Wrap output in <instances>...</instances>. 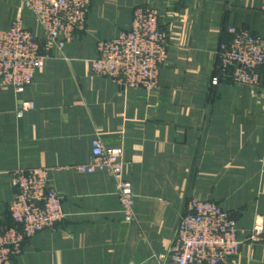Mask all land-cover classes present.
Masks as SVG:
<instances>
[{
  "label": "crops",
  "instance_id": "0c3cea01",
  "mask_svg": "<svg viewBox=\"0 0 264 264\" xmlns=\"http://www.w3.org/2000/svg\"><path fill=\"white\" fill-rule=\"evenodd\" d=\"M138 5L159 9L169 37L156 93L123 89L91 67L98 40L129 28ZM20 8V0H0V30ZM23 12L24 26L41 34ZM231 25L264 35L259 2L92 0L86 30L52 48L23 92L0 81V231L12 221L18 169H51L66 214L6 264H159L191 196L214 200L236 217L243 243L225 264H264V79L256 86L229 77L213 82ZM96 137L124 150L133 222L112 176L77 170L89 162ZM256 227L261 238L251 241Z\"/></svg>",
  "mask_w": 264,
  "mask_h": 264
},
{
  "label": "built area",
  "instance_id": "2783aa9c",
  "mask_svg": "<svg viewBox=\"0 0 264 264\" xmlns=\"http://www.w3.org/2000/svg\"><path fill=\"white\" fill-rule=\"evenodd\" d=\"M21 8L11 27L0 30V81L5 88L24 91L37 70L45 65L43 46L64 48L74 38V30L86 23L90 0H20ZM264 9V0H260ZM30 11L41 34L24 26V12ZM159 12L152 7L133 11L132 25L113 38L101 39L98 55L92 60L94 73L109 75L122 88L157 89L160 66L167 59L166 35L159 26ZM232 37L217 50V83L232 77L240 84L255 86L264 77V35L230 27ZM44 37V41L40 38ZM44 42V43H43ZM124 150L107 147L96 137L90 160L77 166L81 173L105 172L114 178L126 220L135 215V193L124 175ZM15 197L9 205L13 225L0 232V264L23 251L22 243L66 217L63 197L51 183L43 167L18 169L11 177ZM171 258L166 264H220L236 255L243 243L237 220L211 200H190L182 217ZM256 231V232H255ZM256 227L253 238H259ZM164 259V257H163Z\"/></svg>",
  "mask_w": 264,
  "mask_h": 264
},
{
  "label": "rangeland",
  "instance_id": "374dc122",
  "mask_svg": "<svg viewBox=\"0 0 264 264\" xmlns=\"http://www.w3.org/2000/svg\"><path fill=\"white\" fill-rule=\"evenodd\" d=\"M91 1L92 0H90V4H89V7H88V12H87V20H88V16H89V10H90V7H91ZM258 2H259V4H260V8H261V10L264 12V9H263V5H262V2L260 1V0H257ZM148 7V6H144V5H138V7ZM152 9H156V10H158V12H159V16H158V19H159V26H160V28H161V30L163 31V33L166 35V45H167V51H168V53H169V37H168V34H167V31L162 27V24H161V13H160V11H159V9L158 8H156V7H152ZM27 12L29 13V14H31L32 15V13L30 12V11H28L27 10ZM32 17H33V15H32ZM33 19H34V17H33ZM132 19H133V17H132ZM87 20H86V23L85 24H83L80 28H76L75 30H74V38H75V36L77 35V34H79L80 32H82V31H85L86 30V27H87ZM36 22V21H35ZM131 25H132V21H131ZM130 25V26H131ZM10 27H11V25H10ZM9 27V28H10ZM230 27H236L235 25H231V26H229V29H230ZM8 28V29H9ZM130 28V27H129ZM237 28V27H236ZM31 29V28H30ZM128 29V28H127ZM238 29H244L245 30V28H238ZM126 30V29H125ZM247 30V29H246ZM229 31V33H230V30H228ZM247 31H249V30H247ZM250 32V31H249ZM251 33V32H250ZM231 34V33H230ZM253 34V33H252ZM232 35V34H231ZM258 35H260V34H258ZM74 38L72 39V41L74 40ZM108 39V38H107ZM40 40L41 41H44L45 42V40H44V37H41L40 38ZM101 40V39H100ZM99 41V40H98ZM43 42V43H44ZM221 44V43H220ZM220 46V45H219ZM54 48V47H53ZM56 48H58V49H61V48H59L58 46H56ZM219 48V47H218ZM63 49V48H62ZM96 49H98V43L96 44ZM51 50H52V47L51 48H46V46L44 47L43 46V49L40 51V54L42 55V56H44L45 57V59H47L48 57H50L51 56ZM97 55H98V50H97ZM216 55H217V53H216ZM97 57V56H96ZM167 58H168V56H167ZM95 59V58H94ZM167 63V59L163 62V64L160 66V76H159V80H158V84H157V89L156 90H154V91H152V92H149V93H156V92H158L159 91V88H160V77H161V70L163 69V67H164V65ZM91 67H92V62H91ZM216 72V71H215ZM96 74V73H95ZM98 75V74H97ZM98 76H101V75H98ZM215 76H217V74L215 75ZM214 76V77H215ZM103 77H107V78H110L111 79V81L113 82V80H112V77L111 76H109V75H104ZM213 77V78H214ZM234 83H238V82H236L235 80H233L232 79V77H229ZM263 79H264V77H263ZM220 81H221V77L219 78V81L217 82V83H220ZM262 81V80H261ZM260 81V82H261ZM214 82V81H213ZM260 82H258L256 85H259L260 84ZM114 83V82H113ZM215 83V82H214ZM115 84V83H114ZM117 85V84H116ZM246 85V84H245ZM255 85V86H256ZM28 86V85H27ZM26 86V87H27ZM119 86V85H118ZM120 87H122V86H120ZM145 88V87H144ZM143 88V86H141V88H128V87H125V88H123V89H143V90H145ZM146 91V90H145ZM21 92V91H20ZM23 92V91H22ZM148 92V91H147ZM101 139V138H100ZM43 168H45V167H43ZM27 169H30V168H27ZM46 169H48L49 170V174L51 175V169H49V168H46ZM105 173V172H104ZM86 174V173H85ZM107 174V173H106ZM109 175V174H108ZM111 176V175H110ZM114 179V178H113ZM12 182V181H11ZM13 186V185H12ZM14 188V187H13ZM116 190H117V193H118V189H117V187H116ZM14 191H15V188H14ZM59 192V191H58ZM15 195L16 194H14V197H15ZM62 196V195H61ZM195 197H197V198H199L200 200H205V198H201V197H198V196H191L189 199H188V201H187V205H186V209H185V212L182 214V216H181V219H180V222H179V225H178V228H177V230H176V233H175V236H174V238H173V241H172V244H171V247H170V249H169V252L167 253V254H161V255H159L158 256V261H159V264H166V262L167 261H169L170 260V258H171V254H172V249H173V247H174V245H175V242H176V236H177V231L180 229V225H181V221H182V217L186 214V212H188V209H189V204H190V200L192 199V198H195ZM207 200H210V199H207ZM211 201H214V200H211ZM216 202V201H215ZM218 203V202H217ZM218 204H220V203H218ZM121 205V204H120ZM221 205V204H220ZM222 206V205H221ZM9 214H10V218H11V220H12V215H11V213H10V211H9ZM228 214H229V216L230 217H232V218H234L235 220H237L236 219V217L231 213V212H229L228 211ZM66 218V217H65ZM64 218V219H65ZM63 219V220H64ZM128 221V220H127ZM134 220H132V221H129V222H133ZM60 223V222H59ZM58 222L57 223H55L54 225H52L51 227H49V228H54L57 224H59ZM13 225V220L11 221V224H10V226H8V228L9 227H11ZM7 228V227H6ZM4 230V229H3ZM2 231V230H1ZM0 231V232H1ZM256 232V231H255ZM37 234V233H36ZM255 233L254 232H252V233H250L249 234V236H248V239L249 240H251V241H259L260 240V238H261V235H262V231H261V233L258 235V237L259 238H253L252 237V235H254ZM31 238V237H30ZM29 239V238H28ZM27 239H25L24 241H23V243H22V248H23V245H24V242L26 241ZM243 241V240H242ZM242 246V245H241ZM241 249V248H240ZM239 252H240V250L238 251V253L236 254V255H232V256H230V257H228V259L225 261V262H222V263H220V264H225L226 262H228V260H230L231 258H233V257H235V256H237L238 254H239ZM22 253V252H21ZM20 253V254H21ZM20 254H18V255H16V256H11L10 258H9V260H7V261H4V262H2L1 264H6L7 262H9L11 259H13V258H16L17 256H19ZM163 257H164V259H163Z\"/></svg>",
  "mask_w": 264,
  "mask_h": 264
},
{
  "label": "bare ground",
  "instance_id": "6f19581e",
  "mask_svg": "<svg viewBox=\"0 0 264 264\" xmlns=\"http://www.w3.org/2000/svg\"><path fill=\"white\" fill-rule=\"evenodd\" d=\"M226 210V209H225ZM228 211V210H227ZM237 229H238V232H239V225H238V221H237ZM239 235H240V232H239ZM241 239V238H240Z\"/></svg>",
  "mask_w": 264,
  "mask_h": 264
}]
</instances>
